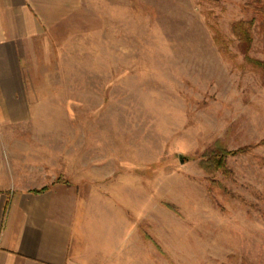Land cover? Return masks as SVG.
<instances>
[{
  "label": "rangeland",
  "instance_id": "1",
  "mask_svg": "<svg viewBox=\"0 0 264 264\" xmlns=\"http://www.w3.org/2000/svg\"><path fill=\"white\" fill-rule=\"evenodd\" d=\"M81 1L31 52L33 118L2 144L22 168L25 147L45 149L80 193L70 264H264V13ZM218 145L224 167L207 162Z\"/></svg>",
  "mask_w": 264,
  "mask_h": 264
},
{
  "label": "crops",
  "instance_id": "2",
  "mask_svg": "<svg viewBox=\"0 0 264 264\" xmlns=\"http://www.w3.org/2000/svg\"><path fill=\"white\" fill-rule=\"evenodd\" d=\"M81 4L0 0V264H70V251L80 238L82 198L62 176L64 166H45L50 159L42 156L45 149L28 146L23 151L29 154L23 158L27 163L19 167L15 157L13 163L3 157L2 144L10 152L7 138L21 133L7 127L33 118L27 84L31 52L48 46L50 32L58 31Z\"/></svg>",
  "mask_w": 264,
  "mask_h": 264
},
{
  "label": "trees",
  "instance_id": "3",
  "mask_svg": "<svg viewBox=\"0 0 264 264\" xmlns=\"http://www.w3.org/2000/svg\"><path fill=\"white\" fill-rule=\"evenodd\" d=\"M248 6L254 9L256 13H261V14L264 13V0H252L251 3L248 4ZM252 23L253 21H247V22L239 21V22L234 23L233 25V32L240 40L241 49L245 51L250 49L252 41H253V34H252V29H251ZM254 66L256 67L255 64ZM237 152L238 150L234 153H237ZM229 153H230L229 151L225 150L224 148L218 145L216 148H214L213 150H211L210 152L206 154L207 162L217 167H224L226 156Z\"/></svg>",
  "mask_w": 264,
  "mask_h": 264
}]
</instances>
